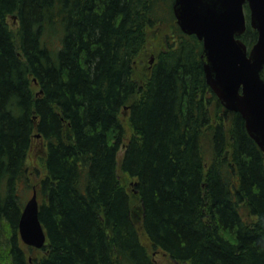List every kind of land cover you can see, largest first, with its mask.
Masks as SVG:
<instances>
[{
    "label": "trees",
    "instance_id": "16d2710c",
    "mask_svg": "<svg viewBox=\"0 0 264 264\" xmlns=\"http://www.w3.org/2000/svg\"><path fill=\"white\" fill-rule=\"evenodd\" d=\"M174 4L0 0V264H264V152L207 84ZM257 39L248 24L242 40ZM36 144L48 246L29 261L18 221Z\"/></svg>",
    "mask_w": 264,
    "mask_h": 264
},
{
    "label": "water",
    "instance_id": "95a60500",
    "mask_svg": "<svg viewBox=\"0 0 264 264\" xmlns=\"http://www.w3.org/2000/svg\"><path fill=\"white\" fill-rule=\"evenodd\" d=\"M246 4L258 32L250 51L241 39ZM174 13L181 31L203 42L207 84L228 111L242 116L264 152V0H175ZM35 196L21 219L20 235L25 244L40 248L47 236Z\"/></svg>",
    "mask_w": 264,
    "mask_h": 264
},
{
    "label": "bare ground",
    "instance_id": "6f19581e",
    "mask_svg": "<svg viewBox=\"0 0 264 264\" xmlns=\"http://www.w3.org/2000/svg\"><path fill=\"white\" fill-rule=\"evenodd\" d=\"M4 18L6 19V21L8 22L9 24V29L12 30L13 32H16L19 28L21 29V19H20V14H19V11L18 12H7L4 14ZM39 28V27H38ZM37 28V29H38ZM42 28V25L40 27V29ZM35 29L33 31L32 29V32L33 34L34 33H37L38 30ZM246 30H247V27H246ZM153 61H155V58H152V60L150 61V64L152 65L153 64ZM210 87V86H209ZM213 91V90H212ZM215 94V93H214ZM42 135L40 133L36 134L35 137L37 138H40ZM31 155H29V158L27 160V164H28V167H29V171H28V177H27V180L29 182V185H30V190H29V193L28 195L30 194V197L28 198V196L26 198H24V203L23 205L21 204V212H20V216H19V221H18V235L22 241V238H21V233H20V222H21V219L24 215V212L27 210V208L29 207V204L30 202L33 200V197L35 196L36 197V200H37V203H38V214H39V218H40V212H41V201H42V195L40 193H38V188H37V185H38V182L45 176L46 174V170L42 167V168H36V167H33L35 165H40L38 164V161H32L30 162L29 159L31 160ZM22 185V184H21ZM20 185V186H21ZM23 186V185H22ZM21 189V187H19ZM7 189H9V185L8 183L6 182H2L1 183V191H6L7 192ZM18 190V189H17ZM135 193L137 194V191H135ZM6 194V193H5ZM4 196V195H3ZM6 197V195H5ZM15 203H16V206H20V204L18 203V201L16 199H14ZM40 223L44 229V232L47 236V233H46V230L43 226V223L40 219ZM9 233H6V235L8 236ZM5 233L0 235V239H3L5 238ZM26 246H24V250L26 252V256H27V259L29 261L32 260L31 257L28 256V253H33V252H39V256H44L45 253H46V248L48 246V238L46 237V241H45V244L43 245V247H35V246H32V245H27V244H24Z\"/></svg>",
    "mask_w": 264,
    "mask_h": 264
},
{
    "label": "rangeland",
    "instance_id": "374dc122",
    "mask_svg": "<svg viewBox=\"0 0 264 264\" xmlns=\"http://www.w3.org/2000/svg\"><path fill=\"white\" fill-rule=\"evenodd\" d=\"M168 30H160V29H156L151 33V39L149 42V48H148V52H149V56L147 58L146 61L144 60H140L139 64H138V73L139 75H141L142 73H145L146 68H148L147 65H151L150 61L152 60V58H155L158 51L161 50V45L163 43V40L165 39L166 35H167ZM157 37V38H156ZM145 58V57H144ZM154 63V61H153ZM153 65V64H152ZM140 78V76H138ZM127 117H128V112L127 110L125 111V113L122 116L123 122L126 125L127 131L129 130L128 128V124H127ZM31 160L29 159L30 162L32 161H37L39 157H41L42 155H44V147L42 146V144H36L35 145V149L32 150L31 154ZM123 155V152H120L119 157L121 158ZM33 167L36 168H42L41 165H35ZM30 197V194L28 195V198ZM26 246V245H24ZM28 256L31 257L32 259H35L37 257H39V252H33V253H28ZM159 260L161 259V257H158Z\"/></svg>",
    "mask_w": 264,
    "mask_h": 264
}]
</instances>
